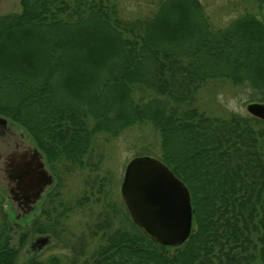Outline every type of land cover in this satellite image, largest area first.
<instances>
[{"label": "trees", "instance_id": "16d2710c", "mask_svg": "<svg viewBox=\"0 0 264 264\" xmlns=\"http://www.w3.org/2000/svg\"><path fill=\"white\" fill-rule=\"evenodd\" d=\"M21 8L0 17V117L29 134L59 181L62 166L93 172L98 136L149 123L194 210L188 241L164 247L129 212L119 220L110 201L72 245L51 221L50 203L61 197L52 190L32 229L74 253L26 264H264V120L199 106L200 90L216 79L264 94V18L247 13L213 30L200 0H165L136 19L118 0H21ZM105 182L89 183L96 203ZM2 204L0 195V264H18L26 235L12 247L17 218Z\"/></svg>", "mask_w": 264, "mask_h": 264}, {"label": "rangeland", "instance_id": "374dc122", "mask_svg": "<svg viewBox=\"0 0 264 264\" xmlns=\"http://www.w3.org/2000/svg\"><path fill=\"white\" fill-rule=\"evenodd\" d=\"M118 1L122 15L127 19H136L156 12L160 2L165 0ZM200 1L204 5L208 23L213 30L226 29L233 21L247 13L264 18V0ZM21 10V0H0V17L20 13ZM263 98V93L253 90L246 84L235 85L230 79H216L210 81L200 90L199 106L211 116L228 118L232 114H248V105L251 103L264 104L260 101ZM15 126L19 128L18 125ZM21 131L33 143L29 134L23 129ZM161 153L160 134L149 123L138 124L119 137L98 136L95 140V152L92 155L93 172L86 168L70 173L66 172L63 166L59 167L62 180L59 181L55 176L54 186L44 194L43 198L37 203L36 209L30 215L14 220L15 229L12 236V247L19 249L21 238L26 235L25 246L19 250L18 264H26L36 256L48 257L52 254H68L71 256L74 253L72 252L73 248L70 249L71 251L64 249L61 241L53 235L48 236L51 241L46 245H42V248L38 247L39 244L34 243L40 237H47L46 235L34 233L32 227L34 219H45L42 214L46 203H48L46 196L50 191L54 190L61 193L59 200L55 199L53 204L50 203L49 208L53 211L51 221L58 226V229H66L65 233L62 232L63 230L61 233L73 245L81 234L87 233V228L96 221L103 208L108 204L110 205V201L120 211L119 220H123L124 213L129 212L121 193L128 163L136 157L149 156L159 159ZM103 179H106L105 188H102L106 198L103 195L101 202L96 203L98 197L93 192H97V189L93 191L89 183L95 186L96 182L99 183ZM0 195L3 198L2 206L4 210L10 217L16 218L18 215L17 210L12 207L9 192L4 186L0 187ZM86 196H89L88 200ZM81 203L84 206L78 207ZM66 206L73 211L63 214ZM59 215H62V217L60 218ZM57 219H59L60 225H57ZM97 244L93 240L89 242V254L95 251Z\"/></svg>", "mask_w": 264, "mask_h": 264}, {"label": "water", "instance_id": "95a60500", "mask_svg": "<svg viewBox=\"0 0 264 264\" xmlns=\"http://www.w3.org/2000/svg\"><path fill=\"white\" fill-rule=\"evenodd\" d=\"M247 111L264 120V104L251 103ZM6 127H15L29 141L20 128L0 117V128ZM30 146L31 155L15 149L10 155L7 150L0 154V186L9 192L17 219L30 215L55 183L42 152L34 143ZM121 193L133 222L150 239L164 247H180L188 241L194 225L191 193L161 160L149 156L132 159ZM49 241L50 237H40L34 243L46 245Z\"/></svg>", "mask_w": 264, "mask_h": 264}, {"label": "flooded vegetation", "instance_id": "af4514ba", "mask_svg": "<svg viewBox=\"0 0 264 264\" xmlns=\"http://www.w3.org/2000/svg\"><path fill=\"white\" fill-rule=\"evenodd\" d=\"M24 138L20 135V133L18 132V130L15 127L0 128V154H2L4 151L7 150L9 152V155H10L11 154L10 151H13L15 149L19 152H22L23 154L31 155L32 149H31L30 144H32V143L30 141H26V139H24ZM9 155H7L6 158L9 157ZM47 168L49 169L48 164H47ZM49 171H50V169H49ZM52 175H53V178L55 181L56 175H54L53 173H52ZM0 187H2V186H0ZM51 188H48L45 191V193L48 190H50ZM12 207H13V205H12ZM50 241H51V238H50ZM42 245H43V243L39 242L38 247H41Z\"/></svg>", "mask_w": 264, "mask_h": 264}]
</instances>
